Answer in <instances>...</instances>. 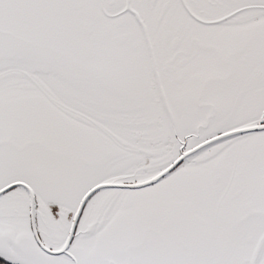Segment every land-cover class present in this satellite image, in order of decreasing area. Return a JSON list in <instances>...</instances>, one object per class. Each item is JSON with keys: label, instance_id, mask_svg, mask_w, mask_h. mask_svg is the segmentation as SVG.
<instances>
[{"label": "snow or ice", "instance_id": "snow-or-ice-1", "mask_svg": "<svg viewBox=\"0 0 264 264\" xmlns=\"http://www.w3.org/2000/svg\"><path fill=\"white\" fill-rule=\"evenodd\" d=\"M0 264H264V0H0Z\"/></svg>", "mask_w": 264, "mask_h": 264}]
</instances>
